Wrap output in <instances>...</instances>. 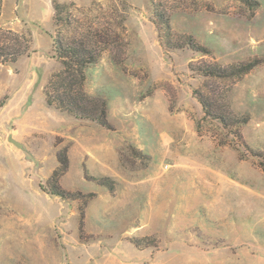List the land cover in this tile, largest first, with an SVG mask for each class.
Wrapping results in <instances>:
<instances>
[{"label": "rangeland", "instance_id": "rangeland-1", "mask_svg": "<svg viewBox=\"0 0 264 264\" xmlns=\"http://www.w3.org/2000/svg\"><path fill=\"white\" fill-rule=\"evenodd\" d=\"M0 264H264V0H0Z\"/></svg>", "mask_w": 264, "mask_h": 264}, {"label": "trees", "instance_id": "trees-1", "mask_svg": "<svg viewBox=\"0 0 264 264\" xmlns=\"http://www.w3.org/2000/svg\"><path fill=\"white\" fill-rule=\"evenodd\" d=\"M102 43H106V42H102ZM61 49V48H60ZM61 51H66L67 55H63V58H68V55H71L72 61L68 62L65 61V65H66V72L67 74H69V76L75 78V80L77 81V79L80 80L81 84L83 85L85 82V68L92 63H95L97 61V55L93 54V53H89V55H91L90 57L88 56H81L79 55V52H77L76 50L70 48V49H66V50H62ZM63 54V53H61ZM79 62V63H78ZM77 64H79V68L77 67ZM249 69V65L248 66H244L242 67L240 70V73H245L247 72ZM56 90H59L57 87H55ZM65 89V92L63 93V99H61L60 97H57V101H59V104L61 106L62 109L64 110H68L71 113H75V111L73 109H71V105H66L67 99L71 98V94L74 92L73 90V86L70 85H63V87ZM67 98V99H66ZM53 100L50 95H49V103H54ZM78 114V113H77ZM82 115V117L84 118H89L93 121L98 122L99 124H101L102 126H108L107 123V112L106 109L104 107L100 108V111L95 112V110H93L91 113L89 114H79ZM53 191L52 193L56 196H60L62 198H66V193H64L63 191L57 189V184L54 185L53 187Z\"/></svg>", "mask_w": 264, "mask_h": 264}]
</instances>
